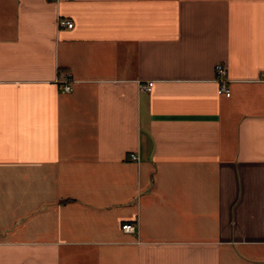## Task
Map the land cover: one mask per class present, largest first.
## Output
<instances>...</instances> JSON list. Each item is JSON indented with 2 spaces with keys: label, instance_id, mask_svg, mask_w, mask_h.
Returning <instances> with one entry per match:
<instances>
[{
  "label": "crops",
  "instance_id": "obj_1",
  "mask_svg": "<svg viewBox=\"0 0 264 264\" xmlns=\"http://www.w3.org/2000/svg\"><path fill=\"white\" fill-rule=\"evenodd\" d=\"M0 264H264V0H0Z\"/></svg>",
  "mask_w": 264,
  "mask_h": 264
},
{
  "label": "built area",
  "instance_id": "obj_2",
  "mask_svg": "<svg viewBox=\"0 0 264 264\" xmlns=\"http://www.w3.org/2000/svg\"><path fill=\"white\" fill-rule=\"evenodd\" d=\"M58 25L61 28L62 27L72 28L74 24H73V22L68 21L66 19H60L58 21ZM216 73H217V76L219 77V81H220L219 93H221V94L224 93L226 96H229L230 90L227 86L226 80H224V78H223L226 75V70L221 64L216 66ZM152 85H153V82H149L146 85H144L143 88L147 91H151ZM72 89H73L72 85L68 82H65L62 86V92L63 93H70L72 91ZM131 158L133 160H137L138 156L135 154H132ZM122 229L125 232H135L136 225L133 223H126V224L122 225Z\"/></svg>",
  "mask_w": 264,
  "mask_h": 264
}]
</instances>
